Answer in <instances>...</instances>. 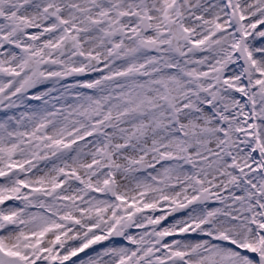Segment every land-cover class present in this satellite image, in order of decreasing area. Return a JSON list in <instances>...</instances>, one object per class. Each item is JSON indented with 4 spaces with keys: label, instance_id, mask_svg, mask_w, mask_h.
I'll return each instance as SVG.
<instances>
[{
    "label": "snow or ice",
    "instance_id": "6c2138e0",
    "mask_svg": "<svg viewBox=\"0 0 264 264\" xmlns=\"http://www.w3.org/2000/svg\"><path fill=\"white\" fill-rule=\"evenodd\" d=\"M0 264H264V0H0Z\"/></svg>",
    "mask_w": 264,
    "mask_h": 264
},
{
    "label": "rangeland",
    "instance_id": "374dc122",
    "mask_svg": "<svg viewBox=\"0 0 264 264\" xmlns=\"http://www.w3.org/2000/svg\"><path fill=\"white\" fill-rule=\"evenodd\" d=\"M169 219H171V218H169ZM84 254H82V256H83Z\"/></svg>",
    "mask_w": 264,
    "mask_h": 264
}]
</instances>
